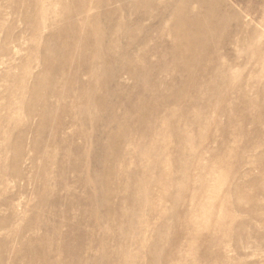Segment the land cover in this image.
<instances>
[{"label":"rangeland","instance_id":"374dc122","mask_svg":"<svg viewBox=\"0 0 264 264\" xmlns=\"http://www.w3.org/2000/svg\"><path fill=\"white\" fill-rule=\"evenodd\" d=\"M223 2L189 46L174 1L0 0V264H264V0Z\"/></svg>","mask_w":264,"mask_h":264},{"label":"bare ground","instance_id":"6f19581e","mask_svg":"<svg viewBox=\"0 0 264 264\" xmlns=\"http://www.w3.org/2000/svg\"><path fill=\"white\" fill-rule=\"evenodd\" d=\"M43 1V0H42ZM170 2V1H174L176 4V6L174 5V7L176 8H174L173 9V11L172 12H170V14L172 15V17H173V19L174 20H177L178 22H179V27H183L184 26V24H187V25H190L191 27H192V30H191V35L189 34V38H188V40H187V43L185 42V44H189V46H190V44H191V41L193 40V39H196L197 37H198V35H199V32H198V27H199V23H200V19H202V17L204 16L202 13H190V11L187 9V6L189 5V3L191 2V1H193V0H167V2ZM102 2V1H101ZM76 3H79V6H80V8L82 7V5H81V3L80 2H76ZM195 3H197L200 7H206V5H209V4H213V3H217V4H223L224 5V2H223V0H195ZM189 11V12H188ZM206 14H207V12H206ZM205 14V15H206ZM206 17V16H205ZM213 17V16H212ZM34 18V17H33ZM207 18V17H206ZM94 20V19H93ZM208 20H209V18H208ZM207 21V20H206ZM177 22V23H178ZM208 22V21H207ZM212 23V22H211ZM94 26H96V23H92ZM204 24V23H203ZM209 24V23H208ZM179 27H177L178 28V31L176 32L177 34L178 33H183V30H184V28H179ZM187 27V26H186ZM202 28V27H201ZM92 29H94V28H92ZM95 29H96V31H95ZM95 29L93 30V32H89L90 34L91 33H95L96 35H98V38L97 39H99L100 37H101V35H100V37H99V29L97 28V27H95ZM201 30H204L203 28L201 29ZM184 31H186V30H184ZM64 33H65V36H66V34H67V29L66 30H64L63 31ZM203 32V31H202ZM209 32V31H208ZM215 32V31H214ZM255 33V32H254ZM187 33H185L184 32V35L183 36H185ZM204 34H206V33H204ZM92 35V34H91ZM93 36V35H92ZM203 36H206V35H203ZM96 37V36H95ZM208 37V36H207ZM90 37H86L85 39H84V42L86 43V41H90ZM181 39L182 40H184L183 39V37H181ZM196 41H198V40H196ZM193 42V41H192ZM87 44V43H86ZM192 45V44H191ZM193 45H194V43H193ZM192 45V46H193ZM196 45V44H195ZM194 45V46H195ZM186 46H188V45H186ZM195 47H193V49H194ZM188 49V48H187ZM192 49V47L190 48V50ZM192 49V50H193ZM189 50V51H190ZM195 50H197V47H196V49ZM184 51H187V50H185L184 49ZM189 51H187V52H189ZM187 52H185L186 54H187ZM195 52V51H194ZM197 52V51H196ZM199 55V54H198ZM184 57H187V56H184ZM263 59V58H262ZM183 60V59H182ZM140 61V60H139ZM262 62V61H261ZM158 65V64H157ZM194 67V66H193ZM186 69L187 70H189L190 69V67H186ZM174 70V69H173ZM159 73V72H158ZM197 74V73H196ZM201 74V73H200ZM187 77V76H186ZM211 78V77H210ZM200 79V78H199ZM22 81V80H21ZM43 81V80H42ZM38 82V81H37ZM8 83V82H7ZM167 83V82H166ZM169 84V83H168ZM191 85V84H190ZM37 86H38V84H37ZM36 89V88H35ZM24 91V90H23ZM24 93V92H23ZM10 94V93H9ZM14 94V93H13ZM24 97V96H23ZM22 100V99H21ZM30 104V103H29ZM32 105V104H31ZM22 106V105H21ZM28 113V112H27ZM30 113V112H29ZM178 116V115H177ZM39 122V121H38ZM88 124H89V122H88ZM35 126H38V125H35ZM34 126V127H35ZM1 130V129H0ZM21 134V133H20ZM24 135V134H23ZM3 137V136H2ZM21 137H23V136H21ZM18 140H19V137H18ZM38 140H39V138H38ZM109 140V139H108ZM22 141V140H21ZM145 145V144H144ZM143 145V146H144ZM18 146V145H17ZM166 146V145H165ZM146 147V146H145ZM144 148V147H143ZM12 150V149H11ZM13 151V150H12ZM15 152H17V151H15ZM141 157V156H140ZM18 158V157H17ZM189 158V157H188ZM187 159V158H186ZM226 173V172H225ZM127 175V174H126ZM223 176V175H222ZM136 177V176H135ZM137 184V183H136ZM137 186V185H136ZM222 186V185H221ZM133 188H134V186H133ZM221 188V187H220ZM139 191V190H138ZM137 191V192H138ZM140 192V191H139ZM138 192V193H139ZM214 196V195H213ZM135 199V198H134ZM104 201V200H103ZM29 241H30V239H29ZM161 254V253H160ZM157 256V255H156ZM155 256V257H156ZM159 257V256H158ZM157 257V258H158ZM36 262V261H35ZM152 262V261H151ZM157 263H158V261H156ZM126 264H129V263H126Z\"/></svg>","mask_w":264,"mask_h":264}]
</instances>
